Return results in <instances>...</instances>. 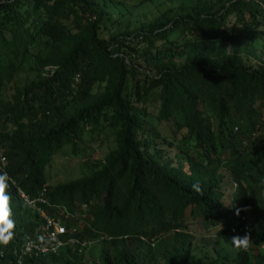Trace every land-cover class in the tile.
I'll return each instance as SVG.
<instances>
[{
  "label": "trees",
  "instance_id": "obj_1",
  "mask_svg": "<svg viewBox=\"0 0 264 264\" xmlns=\"http://www.w3.org/2000/svg\"><path fill=\"white\" fill-rule=\"evenodd\" d=\"M0 152V264L39 222L17 188L80 212L79 235L23 264H264V0H0ZM54 154L79 175L49 183Z\"/></svg>",
  "mask_w": 264,
  "mask_h": 264
},
{
  "label": "clouds",
  "instance_id": "obj_2",
  "mask_svg": "<svg viewBox=\"0 0 264 264\" xmlns=\"http://www.w3.org/2000/svg\"><path fill=\"white\" fill-rule=\"evenodd\" d=\"M6 159V158H4ZM9 182L14 184V181L8 176L5 168V172H0V245L7 246L14 238L15 220L12 213V196L8 191ZM193 191L202 193L199 182L192 185ZM20 197L24 200V203L28 205L33 212L38 216L39 222L35 223L36 226L32 229V236L29 238V234L23 241V244L18 249L17 262L23 264V260L26 256H43L48 252L54 253L57 249V245L60 243L58 236L65 234V232L78 234L77 229L73 228L68 231L65 222L70 221L75 216H78L79 211H70L65 205L49 202L46 200L42 192H38L35 196H26L21 189L17 188ZM248 211V208L236 209V215H239L240 211ZM56 212V216L54 215ZM248 215L245 213L246 221ZM53 236V239H50ZM75 238L71 237L74 241ZM47 241H51L54 244V248H49ZM232 244L241 250H248L253 246L252 232L250 229L245 228L244 234L234 235L231 238ZM45 246V250L43 247Z\"/></svg>",
  "mask_w": 264,
  "mask_h": 264
},
{
  "label": "rangeland",
  "instance_id": "obj_3",
  "mask_svg": "<svg viewBox=\"0 0 264 264\" xmlns=\"http://www.w3.org/2000/svg\"><path fill=\"white\" fill-rule=\"evenodd\" d=\"M176 5V2H163L159 5H152V4H144L141 7L138 8H129L130 9V15L129 17L131 18L132 21H130L132 24L142 22V21H148L150 18L154 17L157 15V10L159 11H164L168 7ZM226 47H228V44H226ZM256 60V59H252ZM102 154L101 152H99ZM53 164L49 168V177L48 181L51 184L55 183H61L66 180L72 179L79 175L78 173V163L76 158L68 157V156H63L61 154H54L52 156ZM230 187L227 186L224 191L229 190ZM190 233L192 235V242L193 244L196 245H202L204 240H208V243H210V240H212L211 235L206 234L204 230L200 229V227H194L190 226ZM97 244L94 242L92 243V246L90 247V251L92 253V256L95 257L97 253Z\"/></svg>",
  "mask_w": 264,
  "mask_h": 264
},
{
  "label": "built area",
  "instance_id": "obj_4",
  "mask_svg": "<svg viewBox=\"0 0 264 264\" xmlns=\"http://www.w3.org/2000/svg\"><path fill=\"white\" fill-rule=\"evenodd\" d=\"M5 168H6V160L4 159L3 154L0 152V172H5ZM50 239H53V236H50ZM47 244L49 246V248L53 249L55 246L51 241H47ZM45 246L43 247V250H45ZM17 264H20L19 262H17Z\"/></svg>",
  "mask_w": 264,
  "mask_h": 264
}]
</instances>
